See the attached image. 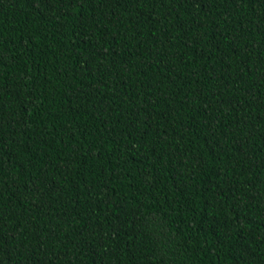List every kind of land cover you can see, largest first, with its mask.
Here are the masks:
<instances>
[{"label":"trees","instance_id":"obj_1","mask_svg":"<svg viewBox=\"0 0 264 264\" xmlns=\"http://www.w3.org/2000/svg\"><path fill=\"white\" fill-rule=\"evenodd\" d=\"M0 264H264V0H0Z\"/></svg>","mask_w":264,"mask_h":264}]
</instances>
